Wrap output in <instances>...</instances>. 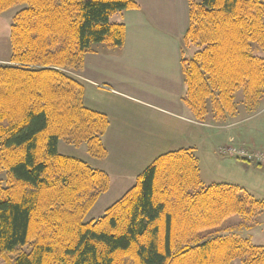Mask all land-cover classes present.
<instances>
[{
  "label": "trees",
  "instance_id": "16d2710c",
  "mask_svg": "<svg viewBox=\"0 0 264 264\" xmlns=\"http://www.w3.org/2000/svg\"><path fill=\"white\" fill-rule=\"evenodd\" d=\"M188 2L184 106L199 123L224 122L241 108L252 113L264 99V57L254 53L264 50V0ZM138 7L136 0H0V16L14 11L11 64L0 66L4 264H264V246L233 234L206 238L230 216L259 215L264 200L234 184L205 185L194 148L159 156L102 218L84 223L112 179L61 155L59 144L86 145L105 159L110 121L86 105L72 74L97 48H123L125 26L111 18Z\"/></svg>",
  "mask_w": 264,
  "mask_h": 264
},
{
  "label": "crops",
  "instance_id": "0c3cea01",
  "mask_svg": "<svg viewBox=\"0 0 264 264\" xmlns=\"http://www.w3.org/2000/svg\"><path fill=\"white\" fill-rule=\"evenodd\" d=\"M136 2L138 9L111 18L125 26L123 48H97L85 57L82 70L72 74L85 87L86 105L109 118L104 138L107 156L101 160V168L96 169L110 175L112 186L123 180L133 187L136 177L167 153L147 155L142 161L138 154L132 158L123 152L119 164L118 151H178L193 148L190 145L197 138L210 141L216 134L212 137L206 125L195 121L182 102V43L189 29L188 0ZM10 19L7 13L0 16V66L11 64ZM207 123L217 129L222 122ZM253 128L250 125L247 131L254 132ZM249 140L253 142V137ZM224 160L227 168L239 166L246 170V178H254L257 173L241 161ZM112 163L118 164L119 170L112 171ZM230 179L223 183L248 189L242 180ZM0 261L4 264V260Z\"/></svg>",
  "mask_w": 264,
  "mask_h": 264
},
{
  "label": "rangeland",
  "instance_id": "374dc122",
  "mask_svg": "<svg viewBox=\"0 0 264 264\" xmlns=\"http://www.w3.org/2000/svg\"><path fill=\"white\" fill-rule=\"evenodd\" d=\"M198 2L200 0H197ZM14 11L7 12L8 17H12ZM115 22V18L111 20ZM98 47L94 46L93 48ZM254 53H257L261 57H264V50L257 48ZM238 100H242L239 96ZM242 107V106H241ZM191 114V113H190ZM210 121V120H208ZM207 121V122H208ZM204 123L207 130L212 137L210 141H204L200 137L197 138L191 147L195 148L196 156L200 161L201 181L205 185H211L215 183L229 182L230 178L242 180L245 188L255 195L258 200H264V169L260 167H250L251 171H257L254 178H246V170L234 168H227L224 164V158H228L229 155L221 154V150L229 151H264V99L252 113H247L246 109L241 108L239 116L235 118H228L221 123V127L214 129L211 123ZM253 126V131H247L249 126ZM236 130V131H235ZM238 132V134L236 133ZM221 135V136H220ZM250 136L253 137V142L249 140ZM222 138L224 141H221ZM214 140V141H213ZM229 148V149H228ZM58 152L61 155L76 158L87 162L93 168H101V159L93 158L87 151L86 145L80 147L70 146L61 142L59 144ZM123 152L134 158L136 154L142 161L147 158V155L161 154V152L170 151H118L119 164L123 160ZM234 159V158H232ZM114 169L112 171L119 170L118 164L112 163ZM5 174H0V182L5 181ZM127 181L117 180L107 193L101 196L92 210L84 219V223H90L102 218L105 212L120 200L131 188L132 185ZM216 232V233H215ZM235 235L240 238L249 240L255 246H264V209L259 215L252 219H247L243 216L233 215L225 220V222L210 233L206 238H213L217 236ZM24 250L29 251V247H25ZM3 263V261H0Z\"/></svg>",
  "mask_w": 264,
  "mask_h": 264
},
{
  "label": "built area",
  "instance_id": "2783aa9c",
  "mask_svg": "<svg viewBox=\"0 0 264 264\" xmlns=\"http://www.w3.org/2000/svg\"><path fill=\"white\" fill-rule=\"evenodd\" d=\"M220 153L227 154L230 157L240 158L249 163H255L264 166V151H234L231 149L229 151L221 150Z\"/></svg>",
  "mask_w": 264,
  "mask_h": 264
}]
</instances>
